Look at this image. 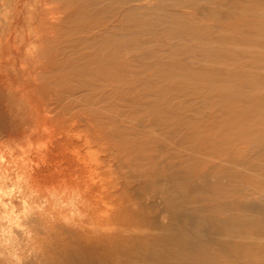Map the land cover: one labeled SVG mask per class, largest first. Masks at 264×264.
<instances>
[{
    "label": "rangeland",
    "instance_id": "374dc122",
    "mask_svg": "<svg viewBox=\"0 0 264 264\" xmlns=\"http://www.w3.org/2000/svg\"><path fill=\"white\" fill-rule=\"evenodd\" d=\"M131 1L126 3V9H140L148 0ZM63 2L0 0V193L5 191L9 197V200L0 197L8 209L4 213L0 206V237L4 229L7 242L11 228L27 217L25 239L20 241L25 264H50L64 251L66 242L99 244L109 254L116 252L119 257L126 248L137 249L153 259L148 263L160 264L168 252L165 249L159 258H153L159 249L152 248L155 245L167 248L166 243L141 239V236L163 230L174 236L188 234L196 244L207 246L208 243V252L213 258L228 260L221 258L220 262L264 264L262 139L256 137L250 141L249 145H256L249 150L251 155L240 152L243 154L240 157L230 152L225 169L209 165L208 173L200 177L193 178L186 170L180 172L174 166L163 169L167 162L157 167L162 152L149 162L151 170L143 169L132 149L124 148L121 138L116 139L119 134H111L106 124L99 121L98 124V119L89 110L85 111L87 101L97 100L101 93L95 92L97 87L93 84L89 85L92 89H83L82 80L86 83L90 77L83 76L82 69L70 68L66 62L77 42L78 28L87 25L81 21L85 8ZM151 2L158 3L159 13L154 9L146 11L141 20L137 19L140 29L134 30L144 36L145 48L157 55L145 70V76L151 80L173 77L178 72L171 61L160 70L151 67L165 55L160 42L168 38L164 25L152 29L154 24L169 26L171 38L188 45L205 34L208 36V29H213L214 24L224 25L231 19L227 24L232 26L239 24L233 21L236 17L264 14V0H220L217 7H208V12L182 11L177 6L188 5H177L176 0ZM205 13L209 15V22L203 23L210 28L198 37L187 32L188 27L181 19L167 18L181 14L202 25ZM252 19L249 18L250 27L243 29L247 33L251 29L264 33V20L252 22ZM124 26L122 36L129 32L128 24ZM193 58L180 59L179 66H185ZM251 76L257 85L260 80ZM176 82L177 79L165 84L176 86ZM107 106L108 102L99 103L97 108L103 110ZM159 139L163 141V135ZM124 150H128L130 159ZM215 157H209L208 162ZM235 159L240 162L236 163ZM215 161L218 164L221 159ZM253 163L259 167L246 171ZM13 203H16L15 209H12ZM20 213L23 215L18 216ZM139 244L143 248L138 250ZM4 251L7 264V247ZM195 262L206 264L202 258Z\"/></svg>",
    "mask_w": 264,
    "mask_h": 264
},
{
    "label": "bare ground",
    "instance_id": "6f19581e",
    "mask_svg": "<svg viewBox=\"0 0 264 264\" xmlns=\"http://www.w3.org/2000/svg\"><path fill=\"white\" fill-rule=\"evenodd\" d=\"M60 1H65L68 6L75 4L77 8H85L81 21L87 25L83 29L78 28L76 35L74 33L78 39L72 47V53L68 54V60L66 59L70 68L82 69L83 76L90 77L88 81L84 78L86 83L80 81L85 86L83 89H92L89 85L93 84L98 89L94 88L95 92L101 93L97 100L89 99L87 104L82 101L88 107L85 111L89 110L98 119L97 122L106 124L104 126L111 129V134H119L116 139L121 138L119 142L125 144L124 148L132 149V154L143 169L151 170L149 162L162 152L163 157L158 158L157 167L167 162L163 169L174 166L180 172L186 170L187 175L196 178L208 173L209 165L225 169L230 152L235 156L240 152L251 155L252 151L249 150L256 145L249 143L256 137L262 139L264 147V33L253 29L247 33L243 29L250 27L249 18H253L252 22H262L264 14L248 18L236 17L233 21H238L239 24L232 26L227 24V21L232 20L227 19L224 25L214 24L213 29H208L210 25L203 23L205 20L209 22L207 13L203 15L202 25L193 23L195 19L192 22L181 14L172 17L168 15L169 20L175 17L181 19L188 27L189 34L198 37L208 29V36L205 34L199 41L188 45L179 44L171 38L172 30L169 26L164 23L154 24L152 29L164 25V33L168 38L160 42L165 55L151 67L160 70L171 61L172 67L178 72L173 77L151 80L145 76V70L157 55L145 48L144 36L134 30L140 29L137 19L141 20L146 11L154 9L156 14L159 13L157 2L148 0L144 7L129 10L126 9L128 0ZM136 1L132 0L131 3ZM219 2L220 0H176L177 5H188L177 6L182 11L203 9L208 12V7H217ZM126 24L128 35L122 36ZM156 42L159 41L154 43ZM198 44L202 47H198ZM246 53L249 54L244 55ZM192 56L194 58L188 59L185 66H179L180 59ZM70 74L73 73L70 71ZM251 75L260 80L257 85L252 82L254 76ZM176 79V86L165 84ZM107 102V108H97L99 103ZM161 135L163 141L159 139ZM119 142L116 144L117 148ZM129 154L127 156L130 159ZM212 156H216L213 158L215 160L221 159V162H208ZM256 166L258 165L250 164L247 166L250 169L246 171L250 172ZM165 181H168V177ZM148 224L150 225L149 220ZM246 237L248 238L247 234ZM141 239L163 240L166 243L167 248L163 245L152 248L159 249L158 254L152 255L153 258H159L165 249L168 252L160 264H197V258H202L206 264H228L218 260L222 257L211 256L208 243L207 246L196 244L188 234L174 236L167 230L153 231L150 235L143 233ZM66 243L63 245L64 251L56 255L50 264H150L148 261L153 260L140 254L137 249L126 248L119 257L116 252L109 254L108 249L101 248L99 244ZM142 248V244H139L138 250Z\"/></svg>",
    "mask_w": 264,
    "mask_h": 264
},
{
    "label": "clouds",
    "instance_id": "9594fccd",
    "mask_svg": "<svg viewBox=\"0 0 264 264\" xmlns=\"http://www.w3.org/2000/svg\"><path fill=\"white\" fill-rule=\"evenodd\" d=\"M14 192V190H12ZM0 197H2L5 200H9V197L5 194V191L0 193ZM0 206L3 207L4 213L5 211H8L6 203H2V200H0ZM16 208V203L12 204V209ZM4 215V214H3ZM23 214L20 213L18 216H22ZM27 217L21 218L20 223L18 226H13L10 230V236L7 242L4 240V229L2 233V237H0V264H6L5 261V247H7V264H25L24 255L22 254L21 248L23 245L20 244V241L25 239L24 237V230L27 227L25 224V220ZM3 220V216H2ZM4 222V221H3ZM13 240H15V243H13Z\"/></svg>",
    "mask_w": 264,
    "mask_h": 264
}]
</instances>
